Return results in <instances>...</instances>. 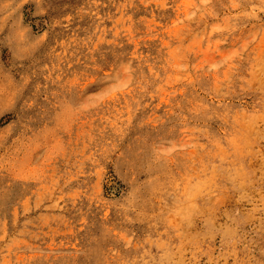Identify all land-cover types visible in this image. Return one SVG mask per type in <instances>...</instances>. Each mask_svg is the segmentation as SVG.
<instances>
[{
	"label": "rangeland",
	"instance_id": "1",
	"mask_svg": "<svg viewBox=\"0 0 264 264\" xmlns=\"http://www.w3.org/2000/svg\"><path fill=\"white\" fill-rule=\"evenodd\" d=\"M0 264H264V0H0Z\"/></svg>",
	"mask_w": 264,
	"mask_h": 264
},
{
	"label": "bare ground",
	"instance_id": "2",
	"mask_svg": "<svg viewBox=\"0 0 264 264\" xmlns=\"http://www.w3.org/2000/svg\"><path fill=\"white\" fill-rule=\"evenodd\" d=\"M7 35V34H6ZM6 38V37H5ZM10 38V37H9ZM8 42V41H7ZM12 45V44H11ZM11 48H13V47H11ZM13 50V49H12ZM125 165V164H124ZM125 168V167H124ZM123 172V171H122ZM122 174V173H121ZM128 176V175H127ZM127 176L125 177V178H127ZM133 177V176H132ZM134 178V177H133ZM129 180H130V178H129ZM134 181V180H133ZM145 183V182H144ZM133 185V184H132ZM135 185V184H134ZM137 186V185H136ZM133 187V186H132ZM131 190V189H130ZM132 191V190H131Z\"/></svg>",
	"mask_w": 264,
	"mask_h": 264
}]
</instances>
